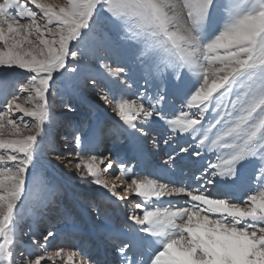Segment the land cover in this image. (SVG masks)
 Listing matches in <instances>:
<instances>
[{
    "label": "snow or ice",
    "instance_id": "obj_1",
    "mask_svg": "<svg viewBox=\"0 0 264 264\" xmlns=\"http://www.w3.org/2000/svg\"><path fill=\"white\" fill-rule=\"evenodd\" d=\"M113 57L122 66L113 69ZM17 69L27 73L19 87L26 96L13 87ZM81 74L108 89L101 99L120 122L114 131L143 136L162 121L165 143L183 140L179 154L196 158L187 179L167 175L181 159L175 150L159 179L140 177L111 151L81 156L96 151L88 145L104 138V125L77 130L67 164L118 201L139 198L129 230L109 233L123 264H264V0H0V264H21L17 226L27 205L55 198L35 156L59 85ZM170 82L178 113L164 107L161 85ZM105 173L120 179L122 193ZM56 236H43L45 254L33 239L22 264H101L83 247L48 253Z\"/></svg>",
    "mask_w": 264,
    "mask_h": 264
},
{
    "label": "rangeland",
    "instance_id": "obj_2",
    "mask_svg": "<svg viewBox=\"0 0 264 264\" xmlns=\"http://www.w3.org/2000/svg\"><path fill=\"white\" fill-rule=\"evenodd\" d=\"M58 2L63 3L64 0H58ZM100 23L101 25L105 24L103 17L100 18ZM109 63L113 69L122 66V61L119 59L117 61L111 60ZM68 67L71 68L72 65H68ZM88 68L96 70L97 62L89 59ZM136 76H139V72L136 73ZM10 77L14 78L13 87L16 93L26 96L27 93L19 92V87L21 83L27 82V73L22 69H17L16 72L10 74ZM121 79H127V77H121ZM74 83L76 84L75 92L69 96L64 91L65 86L67 85L70 88ZM128 83L133 85L132 91L135 92L136 85L133 84V80L128 79ZM138 83L141 87L144 86V80L140 79ZM148 87L150 92L155 91L154 88H151V85ZM161 87L166 88L169 92L168 100L164 105L165 110L178 113L181 99L179 96L172 95L174 84L170 82L167 85H161ZM59 88L61 90L57 91L51 100L53 120L51 124L47 125V134L40 142L39 150L35 156L42 174L56 190L55 198L46 205L32 203L27 205L17 226V239L19 241L17 259L22 264L23 257L19 253H24L27 256V253L33 250L31 243L33 239L39 242L35 250L40 254H45L39 245L44 243L43 236L46 235L47 231H52L50 227L56 224L62 226L63 230L60 231V236L55 238L59 240L57 245L52 246L54 239L49 241L51 245L47 248L48 253L55 251L58 247H66L67 236L71 235L82 236L83 240H87L83 245H80V242L71 243L73 249L79 250L81 247L88 249L93 244L91 243L93 232L97 233V228H101L97 238L101 240L104 238L102 240L104 242H99L97 244L98 248L102 252L105 251L118 256L116 258L118 262H114V264H123L122 257L115 252V250L117 251L115 242L109 239L107 233H110L113 229L129 230L128 226L131 222L127 220V215L130 214L134 204L139 202V198L131 196L127 203L121 204L106 189L91 183L89 180L82 179L72 165L67 164V159L75 157L76 143L74 135L77 130L79 129V133L83 135L90 132L92 126L96 123L104 125L105 135L101 140V143L104 144L97 145L94 148L96 151H90L89 155L107 154L111 151L113 154H118L123 160L126 155L127 160L124 161L140 177L159 179L158 173L162 172L163 162L175 150L176 154L181 156V159L178 161V166L171 168L167 175L176 181L187 179L191 176L193 171L191 164L193 159L196 158L179 154V147L184 146L183 140L172 139L165 143L168 132L162 121H153L146 125L147 135L143 136L133 134L126 127L121 128L119 132H115L114 129L120 127V122L112 112L111 107L101 99V95L107 92L108 89L92 87L90 83L84 80L83 74L77 76L75 80L72 78L65 79L64 83L59 85ZM69 102L71 103V111L68 108ZM2 104L3 100L0 99V105ZM25 120L29 124L32 123L30 118L25 117ZM113 134L115 136H112ZM63 138L65 139L63 142L57 141ZM129 149H131L130 152ZM205 159H214V157L206 155ZM196 174L199 175V173ZM113 176L116 175L105 173V178L110 184H121L120 179L117 182ZM121 189H123V186ZM173 204H175V200H173ZM163 206L168 207L167 204ZM137 212L142 215L140 210H137ZM46 225H48V228H46ZM24 233L29 234L24 235ZM96 259L99 258L96 257ZM100 261L101 264H104V260Z\"/></svg>",
    "mask_w": 264,
    "mask_h": 264
},
{
    "label": "bare ground",
    "instance_id": "obj_3",
    "mask_svg": "<svg viewBox=\"0 0 264 264\" xmlns=\"http://www.w3.org/2000/svg\"><path fill=\"white\" fill-rule=\"evenodd\" d=\"M119 58L118 57H113V61L115 60V61H117ZM111 61V60H110ZM66 129V128H65ZM67 130V129H66ZM116 132V131H115ZM114 132V133H115ZM66 134V133H65ZM112 136H115L114 134L112 135ZM65 139L63 138V139H59V140H57V141H61V142H63ZM102 144H104V143H101V141L98 143V144H89L88 145V147L89 148H96V146L97 145H102ZM122 146H124V145H122ZM131 151V149H129V152ZM90 152V151H89ZM89 152H84V151H81V156L82 157H84V158H87L88 156H90L89 155ZM124 160H127V156L125 155V159ZM113 178H114V180L115 181H117V182H119V179H117L116 178V176H113ZM115 187L117 188L116 189V191H119V192H123V189H121L122 188V184H116L115 185ZM114 199H116L115 197H114ZM117 200V199H116ZM121 202V204H123L124 202L123 201H120ZM182 202V201H181ZM56 219V218H55ZM47 227L46 228H48V225H46ZM52 229V231L53 232H55V233H57V236H60V231L61 230H63V228H62V226H57L56 224H54L52 227H50V230ZM101 230V228H97V233L95 232H93V235H92V239L93 240H91V243H93V244H91L90 245V247H88V249H87V251L91 254V256L92 257H94V258H96V257H98L100 260H104V261H106L107 260V264H114V262H118V261H116V258L118 257V256H116V255H111L110 253H107V252H105V251H101L99 248H98V246H97V244H99V242H104V241H102V240H104V238L101 240L100 238H97V237H99L98 235L100 234V233H98L99 231ZM106 232L108 231V230H105ZM108 234V235H107ZM106 235L107 236H109V233H107ZM95 238H97V239H95ZM67 246L65 247V248H72V245H71V243H75V242H80V245H83V243L84 242H86L87 240H83V237L82 236H75V235H71V236H67ZM64 242V241H63ZM59 243V240H57V239H54V241H53V247L55 246V245H57ZM90 244V243H89ZM51 245V244H50ZM103 245H105V244H103ZM103 245H101V246H103ZM100 247V246H99ZM73 249V248H72ZM99 249V250H98ZM74 250H76V249H74ZM115 252H117L116 250H115ZM118 253V252H117Z\"/></svg>",
    "mask_w": 264,
    "mask_h": 264
}]
</instances>
